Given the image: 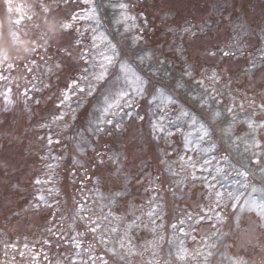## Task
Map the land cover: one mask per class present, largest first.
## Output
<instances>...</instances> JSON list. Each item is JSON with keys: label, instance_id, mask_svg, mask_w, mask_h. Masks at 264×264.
Returning a JSON list of instances; mask_svg holds the SVG:
<instances>
[{"label": "rangeland", "instance_id": "obj_1", "mask_svg": "<svg viewBox=\"0 0 264 264\" xmlns=\"http://www.w3.org/2000/svg\"><path fill=\"white\" fill-rule=\"evenodd\" d=\"M117 2L119 0H95L101 18L99 31L118 43L122 52L126 53L134 64H136V53L144 49L162 52L166 59L173 61V67L168 69L172 73V79H166L163 76L160 79L149 77L154 85L163 86L176 98L177 105L173 106L169 112L171 119L175 120L180 106L205 122H208L209 116L207 110L201 109L197 101L186 95L183 89H175V80L181 75L183 61L169 49H174L175 45L180 44L181 41L175 39L174 44V36L168 28H182L185 22L194 25L195 33L183 40L184 53L188 62L193 64L198 72L202 68H207L206 74L209 75L215 68L222 77L220 84L216 85L224 94L222 103L219 105L221 109L230 103L229 90L236 99V111L240 118L248 115L249 101L255 98L256 103L259 104L264 99V63L259 59V48L264 47V42L260 39L261 29L264 28V0H124L130 4V14L137 17L136 23L144 29L145 42L135 49L131 47L133 33L121 35L124 25H116L114 22L118 16V10L114 11L108 5ZM39 3L40 0H0V52H6L18 65L13 75L24 74V59L31 55L27 51L33 47L31 42L35 41L36 45H44L45 39L52 36L49 30L51 16L45 17L39 10ZM44 3L55 7L52 0H44ZM9 7L11 11H8ZM85 7L87 6L71 4L56 14V18L58 20L65 18L73 9L79 11ZM142 12L148 18L147 26L140 15ZM166 14L167 18H163ZM21 15L25 17L21 24L14 25L12 21ZM28 16L32 19H27ZM131 23L128 21L129 25ZM239 23H245L248 26V32L243 34L244 51L233 49L235 53L233 56L222 57L219 49L226 48L232 42V37L236 34L234 28ZM77 26L82 32L85 27H89V30L84 32L81 45V47H88L91 44V25L89 22L82 21L74 25V28ZM10 29L18 32L19 42H13ZM133 31L138 32L139 29ZM44 33L47 35L42 38ZM77 38H79L77 33L73 31L70 36L63 35L61 39L51 42L48 53L51 59L47 60V63L53 64L56 60H62L65 65L63 70L53 66L52 72L46 71L45 60L40 58L41 55H45L42 47L38 49L40 55L29 57L34 58L38 66L35 71L37 79L31 81L38 90L30 93L32 99L28 100L27 108L24 105V98L19 95L14 86L12 95L15 103L9 107L8 111L3 110L4 102L0 97V264H32L31 255L27 249H24L25 243L38 254L36 264H56V261L64 260L68 249L63 236L59 237L61 242L57 243L60 225H63L64 234L67 236L68 224L77 207L76 202L86 200L87 205L100 214V204L107 201H101L98 198L97 189L106 198L112 197L117 191H126V195L117 197L116 204L111 205L112 211L117 215H125L126 211L140 208L146 211L149 198L157 195L158 202L162 205L160 210L162 219H158L156 223L163 225L162 228H157V233L164 236L159 258L167 260L169 252H172L174 260L177 242L173 241L174 230L171 225L178 223L186 212H192L194 216L203 215L201 208H207L210 204L208 188L202 179L192 181L189 176L185 185L177 188L175 181L192 171L190 168L181 171L180 157L191 158L196 163L197 176L208 177V181L215 185L214 190L225 193L236 189L241 192L250 191V189L239 188V185L235 183L242 179L236 175V169L241 168L242 162L246 164L247 160L234 146L226 142L231 138L224 136L221 131L226 126L224 120L212 125V136L201 143L199 149L196 148L195 143L190 144L189 149L184 147V137L190 131H194L189 128L185 120H179L176 123L165 121L166 128L170 129L173 135L165 138L162 134H157L161 135V138L154 139L151 122L158 118L160 113L154 106L144 101H141L138 111L140 115L145 116V119L138 121L128 120L125 117V130L112 136L103 133L97 139L86 131L88 121L94 115V109L88 101L99 103V96L88 98L84 102L76 113L75 121L71 120L69 115L64 121L58 122L59 125L67 122L69 124L67 131L58 125H52L51 128L40 127L42 124L51 123L52 116L59 113L60 109L56 105L61 99V91L67 87L70 78L79 72L80 67L84 66L82 61L75 59L80 48H70L73 53L72 59L62 57L57 52L60 44H69ZM208 51H215L217 54L213 57L207 54ZM140 70L144 71L143 68ZM144 74L148 75L146 71ZM206 83L210 82L206 81ZM25 86V83L21 81V90ZM3 87L4 85L0 84V91ZM188 88L201 92L198 86L190 82ZM241 102L245 104L244 111L238 108ZM213 107H216L214 102ZM234 131L236 134L244 135L247 129L238 123ZM79 132H84V136L98 150L106 154L120 155L122 171L119 175L115 171V165L107 161V155H105V165L101 166L97 164L96 153L91 149H88L83 156L77 152L76 144L80 142L77 135ZM49 135L54 140L59 139L60 143H53L49 147L47 145ZM211 144H215V148L204 151L209 149ZM239 151H243V145L240 146ZM41 157H47V159H41ZM52 157L59 159L53 160ZM74 158L79 160L80 164H74ZM162 160L166 163H162ZM49 163L57 164L58 167L50 170L47 168ZM169 168L179 175L172 176ZM201 168L208 170L200 172ZM217 168L222 170L219 174H217ZM249 171L252 172L249 177L251 185L257 187L264 185V175L255 166H252ZM36 178L41 180L50 178L53 183L37 185L34 183ZM97 178H99V184L96 183ZM157 185L158 192L153 190ZM49 187L58 189L60 194H49L47 191ZM173 190L176 191V196H173ZM40 194L45 196L51 207L43 204L39 208L34 207L35 204L40 203L36 199ZM130 205L135 206L134 209L130 208ZM107 211L108 209L105 208L104 212ZM215 211L228 214L226 222L220 226V230L225 233L220 251L226 252L229 257L245 259L249 264H260L261 257L264 256V247H262L264 234L256 231L250 237L245 235L256 227L255 215L243 214L241 226L237 229L234 220L230 218V209L220 208ZM61 217L64 219L61 220ZM144 219L147 223V217ZM214 222L209 219L201 220L199 224L188 221L184 227L187 229L188 225L192 224L190 231L192 235L199 238L216 230L212 227ZM49 228H52L57 235L50 233ZM176 235L178 237L179 233ZM256 237L260 238L259 243ZM153 238L154 234L150 227L142 226L135 229L134 243L137 246ZM249 238L252 240L251 243L248 242ZM83 239L90 240L91 234ZM43 240H49L50 244H43ZM184 242L190 250L200 245V240L193 241L191 235L184 237ZM10 244H15L16 249L8 248L5 255V245ZM17 250L24 251L25 257L21 258ZM96 252L106 255L103 246L98 245ZM44 253L47 254V259L44 258ZM149 255L150 253L145 254L146 257ZM13 256L15 260L12 259ZM212 259L219 261L220 257L215 256ZM224 264L228 262L224 261Z\"/></svg>", "mask_w": 264, "mask_h": 264}, {"label": "snow or ice", "instance_id": "obj_2", "mask_svg": "<svg viewBox=\"0 0 264 264\" xmlns=\"http://www.w3.org/2000/svg\"><path fill=\"white\" fill-rule=\"evenodd\" d=\"M52 4L55 5L54 8L52 5L44 3V0H40L38 5L39 10L43 12L46 18L51 16L49 30L52 36L45 39L44 45H36L35 41H32L33 47L27 49L31 53L29 57L40 55L38 49L42 47L45 55H41L40 58L45 60L46 71L52 72L53 66L56 69L63 70L65 65L62 60H56L53 64L47 63V60L51 59V56L48 55L49 49L52 41L61 39L63 35L70 36L74 31L79 38L75 39L74 42H69V44H60L57 52L62 57L72 59L73 53L70 48H80V52L75 59L82 61L84 66L80 67L79 72L70 78L67 87L61 91V99L56 105L60 109L59 113L52 116L51 123L42 124L40 127L51 128L52 125H58L64 131H67L69 124L65 122L63 125H59L58 122L64 121L65 117L69 115L71 116V120L75 121L78 109L83 106L88 98L95 96H99L100 100L99 103L91 100L88 101L94 109V115L88 121L86 131L97 139L103 133L112 136L123 132L125 130V117L128 120L143 121L145 116L140 115L138 111L141 107V101L154 106L160 113L158 118L153 119L151 122L154 139L159 140L161 138V135L157 134H162L165 138L173 135V132L166 128L165 121L176 123L179 120H185L188 123L189 128L194 131H190L184 137L185 149H189V145L193 143L199 149L200 144L212 136V125H216L224 120L226 121V126L221 131L224 136L231 138L230 141L226 142H229L230 146H234L238 153L247 160L246 164L242 162L241 168L236 169V175L242 179L235 183L239 185V188L250 189V191L244 192H241L239 189L235 191L230 190L227 193L214 190L215 185L208 181V177L197 176L196 163L191 158L185 159L184 156H181V171L185 168H190L192 171L185 174L182 179L175 181L177 188H182L189 176L192 181L202 179L208 188L210 204L207 208H201L203 215L194 216L192 212H186L184 217L179 219L178 223L171 225V228L174 230L173 241L177 242L174 260L172 259V252H169L167 260L159 258L161 242L164 240V236L157 233V228L163 227L162 224L157 225L156 223L158 219H162L160 215L162 205L158 202L159 198L157 195L149 198L146 211L140 208L126 211L125 215H117L112 211L111 205L116 204L117 197L126 195V191H117L112 197L106 198L97 189L98 198L101 201L106 200L107 203L100 204V214H97L92 207L87 205L86 200L84 202H76V210L71 217V222L68 224L69 234L65 236L63 225H60L57 237L58 244L61 242L59 237H64L68 254L64 260L56 261V264H224V261H227L228 264H249L245 259L229 257L226 252L220 251L221 241L225 235L220 230V226L226 222V215L228 214L215 211V209H230V218L234 220L237 229L241 226L243 214H254L257 218V225L245 235L250 237L256 231L264 234V185L257 187L249 183V177L252 175L249 169L252 166H255L264 175V99L259 104L256 103L255 98L249 101L247 105V108L250 109L248 115L240 118L236 111V99L232 95L231 90H229L228 97L230 103L224 109H221L219 105L222 103L224 94L220 92L216 85L220 84L222 77L215 68L211 70L209 75L206 74L208 73L207 68H202L198 72L196 67L188 62L184 53L183 40L188 36L195 35V33L193 31L194 25L190 22H185L182 28H168V31L174 36L173 43L175 44V39L181 41L180 44L175 45L174 49H169V51L174 52V55L183 61L181 75L175 80V89H183L186 95L192 100L197 101L201 109L207 110L209 116L208 122H205L183 106H180L179 112L175 120H173L170 118L169 112L173 106L177 105L176 98L168 93L163 86L158 87L154 85L149 78L160 79L163 76L166 79H172V73L168 71L169 68L173 67L172 60L166 59L162 52L144 49L136 53V64H134L132 59L122 52L118 43L110 39L104 32L99 31L101 18L95 0H52ZM71 4L77 6L85 5L87 7L79 11L73 9L69 16L58 20L56 14H59L63 8ZM108 6L114 11L118 10V16L114 22L116 25H124L121 35L129 32L133 33L131 35V47L133 49L138 48L142 42H145L144 29L140 28L136 23L137 17L130 14L129 3L119 0V2ZM8 11H11L10 7ZM140 15L145 26H147V16L143 12ZM24 18L21 15L19 18L13 20L12 23L20 25ZM163 18H167V14ZM27 19L31 20L32 17L28 16ZM82 21L89 22V25H91V44L88 47H81V45L83 44L84 32H87L89 27H85L83 32L78 26L74 28V25H78V22ZM128 21L132 23L129 25ZM135 29H139V31H133ZM117 31L119 32V28H117ZM234 31L236 34L232 37V42L226 48L219 49L222 57L233 56L235 54L233 49L240 52L244 51L243 34L248 32V26L245 23H239L235 26ZM46 35L44 33L42 38ZM10 36L14 43L19 42L20 36L16 30L10 29ZM260 39L264 42V28L261 29ZM259 52V59L264 63V47L259 48ZM207 54L214 57L217 53L215 51H208ZM29 57L24 59V74L13 75L18 65L10 59L6 52H0V84L4 85L3 90L0 91V97L3 98L4 111H8L9 107L15 103L12 95L13 86L18 90L19 95L24 98L25 108H27L28 100L32 99L30 93L38 90L36 85L31 83L32 80L37 79L35 71L38 66L36 60ZM252 63L255 66V61ZM141 68L148 75H145L144 71L140 70ZM21 81L26 85L23 90H21ZM206 81L210 83H206ZM189 82L198 86L201 92H196L195 89L189 90ZM213 102L216 104L215 108L213 107ZM36 103H39V101H36ZM238 108L240 111H244L245 104L241 102ZM149 112H151V108H149ZM238 123L246 127L247 132L244 135L236 134L234 131ZM77 135L80 138V142L76 144V150L81 156L85 155L88 149H91V151L96 153L97 164L102 166L106 163L105 155H107V161L115 165L117 175L120 174L122 165L118 153L106 154L94 147L91 141L84 136V132H79ZM41 139L44 138L41 137ZM53 143L59 144L60 140H54L49 135L47 137V145L50 147ZM241 145H243L242 152L239 151ZM214 148L215 144H211V147L204 149V151ZM41 159H47V157H41ZM52 159L57 160L59 158L52 157ZM73 163L80 164V161L74 158ZM162 163H166V161L162 160ZM56 167H58L57 164H47V168L50 170ZM168 170L172 176L179 175V173L171 170V168ZM207 170L201 168L200 172ZM221 171V169L217 168V174ZM34 183L37 185L52 184L53 181L50 178L44 180L36 178ZM96 183L99 184V178H97ZM126 186L125 184V188ZM153 190L158 192L159 186L157 185ZM47 191L49 194H60L59 190L54 187H49ZM172 194L176 196V191L173 190ZM36 199L40 202L34 205L36 208H39L41 204L46 207L52 206L43 194L38 195ZM129 207L134 209L135 206L130 205ZM105 208L108 209L106 213L104 212ZM145 217H147V223H145ZM63 219L64 217H61V220ZM205 219L215 221L212 227L216 230L208 235L198 238L196 235H192L190 231L192 224H189L187 229L184 227L188 221H194V223L199 224L201 220ZM142 226L145 228L150 227L154 238L141 246H137L134 243L135 229ZM48 231L53 235H57L52 228H49ZM176 233H179L178 237ZM89 234H91L90 240L83 239ZM189 235H191L193 241L200 240V245L193 250L185 246L184 237ZM256 241L259 243L260 238L256 237ZM248 242L251 243L252 240L249 238ZM42 243L49 245L50 241L43 240ZM98 245L103 246V251L106 255H100L96 252ZM8 248L16 249V245H5V255H7ZM24 249H27L31 255L32 264H36L38 254L29 248L27 243L24 244ZM17 251L21 258L25 257L26 253L24 251ZM146 253H150V255L146 257ZM215 256L220 257L219 261L212 259ZM44 258L47 259L46 253H44ZM12 259L15 260V256ZM260 264H264V256L261 257Z\"/></svg>", "mask_w": 264, "mask_h": 264}]
</instances>
